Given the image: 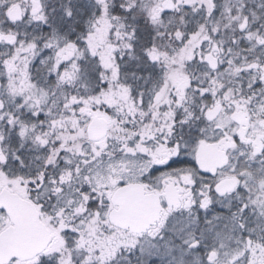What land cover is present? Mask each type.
I'll list each match as a JSON object with an SVG mask.
<instances>
[{
  "label": "snow or ice",
  "instance_id": "1",
  "mask_svg": "<svg viewBox=\"0 0 264 264\" xmlns=\"http://www.w3.org/2000/svg\"><path fill=\"white\" fill-rule=\"evenodd\" d=\"M0 264H264V0H0Z\"/></svg>",
  "mask_w": 264,
  "mask_h": 264
}]
</instances>
